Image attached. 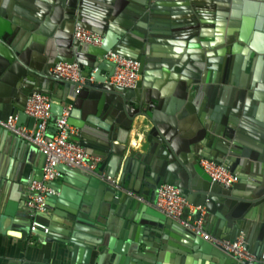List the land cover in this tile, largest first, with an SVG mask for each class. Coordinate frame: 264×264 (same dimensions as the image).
Segmentation results:
<instances>
[{"label": "water", "instance_id": "water-1", "mask_svg": "<svg viewBox=\"0 0 264 264\" xmlns=\"http://www.w3.org/2000/svg\"><path fill=\"white\" fill-rule=\"evenodd\" d=\"M76 27L103 34L102 44L75 38ZM111 49L139 61L134 86L109 82L115 63L99 59ZM59 60L93 81L55 74ZM33 92L51 98L52 119L67 110L79 129L70 139L101 157L95 172L117 177L58 164L63 178L48 183L45 210L31 216L25 205L15 214L13 194L41 179L45 158L15 135L36 160L21 183L2 186L0 223L59 248L51 264H183L190 256L235 264L150 205L164 182L204 206L217 236H242L255 259L240 264H264V0H0V121L16 115V125H33L24 112ZM0 133L13 135L1 123ZM201 158L238 181L213 182ZM179 235L184 246L173 243Z\"/></svg>", "mask_w": 264, "mask_h": 264}, {"label": "built area", "instance_id": "built-area-1", "mask_svg": "<svg viewBox=\"0 0 264 264\" xmlns=\"http://www.w3.org/2000/svg\"><path fill=\"white\" fill-rule=\"evenodd\" d=\"M73 35L82 42L95 46H100L104 39L103 34L82 27H76ZM103 59L115 63L114 72L108 78L115 87H132L139 80V61L126 57L113 49L108 50L99 61ZM51 70L63 78L77 81L80 84L85 83L86 79L93 81V76L85 78L81 75L80 68L74 61L59 60L53 64ZM51 105L52 100L49 96L41 92H33L28 96L24 107V112L34 118L31 127L23 124L16 125V115L10 116L5 121H0L7 128L32 142L45 155L41 179L32 180L27 184L26 206L31 216L45 210L47 195L54 192L48 183L60 175L58 164L81 168L110 183L117 181L116 176L95 172L101 157L89 153L83 145L70 139L72 135L78 134L79 129L69 123L67 110L52 119ZM51 126H54L55 129L52 134L49 132ZM199 163L213 182L230 186L238 181V174L214 159L201 158ZM127 193L132 194L130 191ZM135 196L142 199L140 196ZM150 205L202 239L220 246L230 254L235 264L255 259L254 254L244 247L242 236L230 239L222 238L216 235L215 225L204 226L206 214L204 206L188 202L176 185L169 182L160 184L156 190L154 201L150 202ZM37 225L38 223L33 221L31 229ZM261 257L264 259V253Z\"/></svg>", "mask_w": 264, "mask_h": 264}, {"label": "crops", "instance_id": "crops-1", "mask_svg": "<svg viewBox=\"0 0 264 264\" xmlns=\"http://www.w3.org/2000/svg\"><path fill=\"white\" fill-rule=\"evenodd\" d=\"M168 81H167L168 88L170 87L172 88V86L168 84L169 83ZM175 88L176 85H174L173 91L175 90ZM5 90L6 87L4 85H1V91H5ZM11 102H12L11 105H17L20 107V109L24 106V105L21 106L19 103L15 101H11ZM8 109L9 106L6 107L5 111H7ZM22 124L28 127H31L32 125L31 123L28 122L27 119ZM3 127L9 130L10 132H12L11 134L13 135H8V134L2 135L0 133V192L2 186L6 184L5 183L6 179H8L13 183L14 182H16L17 184L21 183V179L24 176L22 172H24V170L30 169L33 166V162L36 160V155L34 153L32 155L27 153V151L22 147L19 139L15 138V135L17 133L7 128L4 125ZM54 130H55L54 126H51L49 128V132L51 134L54 133ZM17 136L23 139L21 135L17 134ZM72 136L74 137V135ZM136 143L137 142H135L134 139H132V146L128 149L127 153L131 154L133 150L136 151L135 149ZM99 165L100 163L97 165L96 169L99 167ZM62 178L63 175L60 174L55 180L57 182H61ZM67 184L68 185L66 192L69 196H73V194L77 193L78 185L75 181L71 180ZM24 185L25 186H21V190H16L15 193L13 194V199H14L13 202H15L16 204L14 208L15 214H17L18 210H21V208L26 205V195L24 189L27 184ZM138 200H141V202L145 203L143 199H138ZM148 203L149 202H147V204ZM209 225L216 226L215 223L211 222L208 213L206 211L204 217V226H209ZM186 230L187 232L194 234L189 229ZM183 239L184 238L181 235H179L178 238L173 240V243L179 246H184ZM58 249L59 248H55L49 242H47L44 245L38 243L36 237L34 236H30L27 239H24L20 236V232H16L10 227L7 221L4 223H0V264L55 263L56 261H58L57 260L59 255ZM183 264H214V262L200 257L190 256V260L188 262L185 261Z\"/></svg>", "mask_w": 264, "mask_h": 264}]
</instances>
